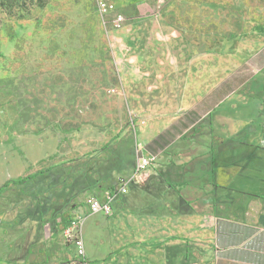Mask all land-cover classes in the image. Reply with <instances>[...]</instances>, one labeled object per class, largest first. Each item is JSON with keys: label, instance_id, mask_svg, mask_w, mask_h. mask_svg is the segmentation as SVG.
I'll use <instances>...</instances> for the list:
<instances>
[{"label": "rangeland", "instance_id": "rangeland-1", "mask_svg": "<svg viewBox=\"0 0 264 264\" xmlns=\"http://www.w3.org/2000/svg\"><path fill=\"white\" fill-rule=\"evenodd\" d=\"M94 2L0 0V185L10 182L0 195V253L11 248L9 256H21L23 225L37 228L18 188L34 196L38 182L56 195L73 188L58 175H69L64 166L19 187L16 177L133 135L142 122L136 94L146 97L158 86L163 98V85H172L178 98L186 82L207 91L232 81L222 83L221 96L244 95L264 64V0H110L124 17L119 28L114 13L100 15ZM119 159L131 166L133 154ZM113 165L108 174L117 176ZM90 234L83 222L84 243Z\"/></svg>", "mask_w": 264, "mask_h": 264}, {"label": "crops", "instance_id": "crops-1", "mask_svg": "<svg viewBox=\"0 0 264 264\" xmlns=\"http://www.w3.org/2000/svg\"><path fill=\"white\" fill-rule=\"evenodd\" d=\"M251 78L239 96H221L222 83L232 81L213 82L207 91L186 82L178 98L172 85L170 91L163 85V98L158 86L146 97L132 96L142 121L128 136L132 164L101 180L92 194L129 176L140 150L154 159L131 183L147 179V189L128 185L121 196L129 204L117 200L110 215L89 213L92 194L79 195L53 229L37 234L24 224L22 257L0 253V264H73L75 247L62 229L76 215L92 233L84 243L88 264H264V64ZM241 107L245 116L238 115ZM126 138L111 144L117 149ZM184 200L194 211L184 209Z\"/></svg>", "mask_w": 264, "mask_h": 264}, {"label": "trees", "instance_id": "trees-1", "mask_svg": "<svg viewBox=\"0 0 264 264\" xmlns=\"http://www.w3.org/2000/svg\"><path fill=\"white\" fill-rule=\"evenodd\" d=\"M7 1H11V0H2V2H7ZM48 125L49 124H46L43 128L37 129L36 131H41L44 128H46ZM68 130H71V128ZM75 130H78V128H76ZM118 136L113 137L112 140H109L108 142L104 143L100 148L95 149L93 151L94 153L92 154V156H89V153H88V154H86V157H82L83 159L77 158L76 160H73L72 162L70 161V163L69 162H60L57 164H50L49 166H45V167L40 168L36 171L27 173L24 176L19 175L18 177H16V180L13 181L12 184H15L16 186L19 187V186H22L23 183H27V182L33 183L40 176L50 177V175H52V173H54V171L56 169L57 170L60 169L61 166H64V168L67 167V170L69 171V175L64 170H62V172L58 173V175H59V177H63V178L65 176H68V179H70L71 183L73 184V186H72L73 188L68 189L67 191L62 190V192H60L57 195L55 192H53V193L50 192L49 189L51 188V186L45 187V185L42 184V182H38V181L37 182H38L40 188H38V192L35 193L37 196H34L32 191L30 193L28 191L23 192L21 188H18L16 190V192L19 194V197L23 198L22 200H24L21 203L22 206H25L27 212H30L33 215L32 218L38 220V222L36 220V222H37V228H36L37 234H39L40 231H41V234H43L46 226L50 227V229H53L55 227V225L61 219V216L65 212L72 209L73 206L75 205L72 202V200H74V199L76 200L77 197L83 193L92 194L93 190L99 186V182L101 180H110L111 176L108 174V171H109L108 167H115L113 165L114 160L117 163V165H116L117 168H115V170L118 173L124 171L125 164H123V161H121L119 159V156L122 155V156L128 157V156H131L133 154V157H134V155L136 153L134 152V149H132L133 141H132L131 137H127L126 139H124L123 142H121V143L127 144V148L123 149V151H120L121 147H119V144H121V143L118 144L117 149L114 148V146L111 144V141L116 140L118 138ZM117 159H119L121 161L119 166H118V164L120 161L117 162ZM84 173H85V175H84ZM85 182H87V183L84 184ZM9 183H10L9 181H6L0 185V195L10 185ZM147 183H148V180L146 179L145 181H139L136 184L130 183L129 185H130V188H135L136 190L143 191V190L147 189V187H148ZM41 187H43V188L45 187V189H42ZM113 187L114 186H112L110 188H113ZM110 188H108V189H110ZM22 193H23V196H22ZM54 195H56V197ZM92 195H94V194H92ZM121 195H123V194L118 195L115 198V200L111 203L112 208H113L114 203L117 200H120L121 198H123L124 195L123 196H121ZM32 197H36L37 199L33 200L34 198L32 199ZM40 201L48 202V203L46 205L42 206ZM121 201L125 205L127 203L129 204V200L127 197H124ZM125 205H122V206H125ZM128 206L130 207V205H128ZM187 207H189V208H187ZM140 209L144 210V208H140ZM184 209L189 210V211H194V209L192 207H190V203L187 200H184ZM16 210L18 211L17 208L13 207L12 211H9L8 213L13 215L14 212H17ZM21 220H22V218H21ZM2 221H4V220H2ZM38 225H39V227H38ZM4 228H6V226ZM19 228H21V227H19ZM1 229H2L3 234H4L6 230H3V228H1ZM22 229H23V227H22ZM1 245H4V244L0 243V246ZM10 250H11V248H9L6 251V253L9 254L8 252ZM20 257H22V254Z\"/></svg>", "mask_w": 264, "mask_h": 264}, {"label": "built area", "instance_id": "built-area-1", "mask_svg": "<svg viewBox=\"0 0 264 264\" xmlns=\"http://www.w3.org/2000/svg\"><path fill=\"white\" fill-rule=\"evenodd\" d=\"M95 9L102 15L106 16L114 13L112 22L114 27H121L124 17L115 12V7L110 0H95ZM154 157L149 155H141L137 157L132 173L129 176L118 177L113 188L103 191L101 196L91 195L87 198L86 203L89 213H102L110 215L112 213L111 203L115 198L128 191V185L138 178L144 176L150 167ZM84 222L83 215L71 217L62 229V237L64 241H70L75 247L76 259L73 264H88L85 260V246L82 238V226Z\"/></svg>", "mask_w": 264, "mask_h": 264}, {"label": "water", "instance_id": "water-1", "mask_svg": "<svg viewBox=\"0 0 264 264\" xmlns=\"http://www.w3.org/2000/svg\"><path fill=\"white\" fill-rule=\"evenodd\" d=\"M141 155H142V152L140 150L139 153H138V155H137V157H140Z\"/></svg>", "mask_w": 264, "mask_h": 264}]
</instances>
